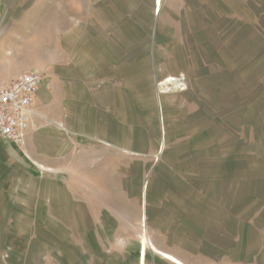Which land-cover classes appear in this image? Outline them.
<instances>
[{
    "label": "rangeland",
    "instance_id": "obj_1",
    "mask_svg": "<svg viewBox=\"0 0 264 264\" xmlns=\"http://www.w3.org/2000/svg\"><path fill=\"white\" fill-rule=\"evenodd\" d=\"M78 7L0 4V68L62 91L0 138V264H264V0ZM108 71L114 123L61 114Z\"/></svg>",
    "mask_w": 264,
    "mask_h": 264
},
{
    "label": "crops",
    "instance_id": "obj_2",
    "mask_svg": "<svg viewBox=\"0 0 264 264\" xmlns=\"http://www.w3.org/2000/svg\"><path fill=\"white\" fill-rule=\"evenodd\" d=\"M17 3H21V4H29V5H77L79 6L77 8V12H82L83 11V5H89V0H0V4L4 5V4H17ZM19 29V28H18ZM9 30L4 34V37L9 39V38H13L15 36V34H9ZM17 33V32H15ZM3 44V43H2ZM83 52H86L85 48H83ZM10 65L7 66H3L0 68V79H2V83L1 84H5L7 82H10L11 80H13L14 78H16L17 76H19L20 74H22L25 71H15L13 72L11 70V68L9 67ZM86 72H88L87 70L89 68H92L91 66V60L87 61V63L84 65L83 67ZM22 72V73H21ZM107 76L105 78L104 81H102V86H99L96 89H92V84L93 83V79L88 78V77H83L82 80H78V81H83V84L87 86V90L86 88L83 89V94H87L89 96H60L59 99H61V103L65 100L66 104L62 103L63 105V110L61 109V114L65 117H73L75 116L76 118H80L81 116V112L79 110L78 104L74 105V102H82L84 105V112L82 113L83 117H91V120L93 122V117L94 115L97 114H105L106 119L104 120V123H106L107 127L110 126V124L114 123L113 120L110 123L111 119H113L114 114H115V101H116V96H114L113 93H111V96H109L110 94V81L108 79L109 76V71L107 72ZM47 79H48V84H43L41 85L35 95V101H34V105H33V113L31 116V124H30V128L27 134V138L26 141L28 139V136L30 134V130H31V126H32V119L35 113V104L37 101V98L39 97H43L46 100L48 99H54L55 96L57 94V92H59V94L62 93L61 90H58L54 87L52 89H50L52 87V84H54V82H51V78L47 75ZM105 85V86H103ZM81 90V89H80ZM86 90V91H85ZM70 92V90H65ZM77 94V92L75 93ZM92 104H95V106L93 107ZM88 108L90 109L91 113H88ZM101 121V120H100ZM113 126V125H112ZM113 129L115 128L112 127ZM110 128V130L112 129ZM106 136L103 137V146L106 147L105 149H110V147H113V144L110 143L109 140V130L105 132ZM16 148V145L14 144H10ZM124 147V146H123ZM125 148V147H124ZM113 149V148H112ZM60 156H64L65 151L63 148H60Z\"/></svg>",
    "mask_w": 264,
    "mask_h": 264
},
{
    "label": "built area",
    "instance_id": "obj_3",
    "mask_svg": "<svg viewBox=\"0 0 264 264\" xmlns=\"http://www.w3.org/2000/svg\"><path fill=\"white\" fill-rule=\"evenodd\" d=\"M48 84L47 74L38 69L23 72L0 85V138L19 148L26 144L38 88Z\"/></svg>",
    "mask_w": 264,
    "mask_h": 264
}]
</instances>
